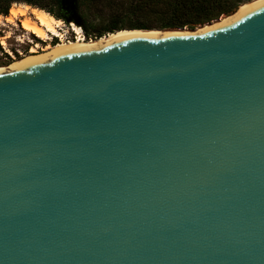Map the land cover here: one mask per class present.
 I'll return each instance as SVG.
<instances>
[{"label": "water", "instance_id": "water-1", "mask_svg": "<svg viewBox=\"0 0 264 264\" xmlns=\"http://www.w3.org/2000/svg\"><path fill=\"white\" fill-rule=\"evenodd\" d=\"M196 27L0 66V264H264V0Z\"/></svg>", "mask_w": 264, "mask_h": 264}, {"label": "trees", "instance_id": "trees-1", "mask_svg": "<svg viewBox=\"0 0 264 264\" xmlns=\"http://www.w3.org/2000/svg\"><path fill=\"white\" fill-rule=\"evenodd\" d=\"M111 1V0H103ZM119 5L125 12L133 16L128 29H164L188 27L195 28L198 25L218 18L222 14H228L234 11L237 6L247 0H118ZM12 4H27L31 8L43 10V7L34 0H0V15H7ZM26 5V6H27ZM19 6V5H17ZM25 6V5H21ZM54 8H47L46 13L56 19L69 16L72 21L79 24L85 35L84 22H82L79 11V0H55ZM44 11V10H43ZM64 15V16H63ZM70 21V20H69ZM123 29L122 26L112 23L107 26L103 32L96 34L97 38L104 33H111ZM56 39L52 44L56 43Z\"/></svg>", "mask_w": 264, "mask_h": 264}, {"label": "rangeland", "instance_id": "rangeland-1", "mask_svg": "<svg viewBox=\"0 0 264 264\" xmlns=\"http://www.w3.org/2000/svg\"><path fill=\"white\" fill-rule=\"evenodd\" d=\"M34 2L41 5L45 11L47 8H54L53 5L55 0H34ZM13 5L27 4H12L11 6ZM27 6L29 9L31 8V6ZM79 11L80 16H82L80 18L82 22H84L89 36L85 35V30H83L79 24L69 19L70 17L66 15H63L66 19H58L61 21V24L56 26L53 32L47 31L44 38H39L21 27V18H32L29 10H27L24 15L14 18L11 22L12 24L5 20V17L9 14V10L7 15H0V66H7L15 60L30 55L31 53L29 50L31 47H34L36 50L33 54L45 52L42 50L45 45H54L52 42L49 43L50 36H57L61 38V41H66L65 36H74V31L76 28L79 29L78 27H80L82 34L85 36V39H83L84 41L97 40L99 38H97L96 34H98V32H103V30L113 22L123 27V29L120 30H126L128 29L127 26L130 24L129 20L135 18L125 12V9L119 5L118 0H79ZM108 34L109 33H104L101 37L107 36ZM60 40L58 42H60ZM1 41H3L4 44H2Z\"/></svg>", "mask_w": 264, "mask_h": 264}, {"label": "bare ground", "instance_id": "bare-ground-1", "mask_svg": "<svg viewBox=\"0 0 264 264\" xmlns=\"http://www.w3.org/2000/svg\"><path fill=\"white\" fill-rule=\"evenodd\" d=\"M27 10H29V13L32 15V18L31 17H24V18L20 17L21 18L20 19L21 27L23 29L27 30V32H30L31 34H34L35 36H37L39 38H44L46 36L47 31L53 32L55 30V27L61 24L60 20L56 19L55 17L51 16L50 14L46 13L45 11H43L41 9H37V8H30L29 9L28 6H26V5L25 6H21V5L11 6L9 8V14L5 17V20L10 22V24H12L11 22L13 21L14 18H17L18 16L24 15L27 12ZM126 30H128V29H126ZM118 31H122V30H118ZM118 31H115V32H118ZM152 31H154V30H152ZM74 32L79 34L80 30L76 28V30ZM115 32H111L108 35L113 34ZM104 37H106V36H104ZM104 37H101V38L99 37V39H102ZM99 39H97V40H99ZM92 41H96V40L84 41L81 38V34H79V36L74 41H61L60 40V42L55 43L53 46H50V44L45 45V47H43L42 50L48 51V50H51V49H53L59 45H63V44L87 43V42H92ZM1 43L4 44L3 41H1ZM29 51L31 53L30 55H33V53L36 50L34 47H31Z\"/></svg>", "mask_w": 264, "mask_h": 264}, {"label": "built area", "instance_id": "built-area-1", "mask_svg": "<svg viewBox=\"0 0 264 264\" xmlns=\"http://www.w3.org/2000/svg\"><path fill=\"white\" fill-rule=\"evenodd\" d=\"M79 30H80V33H79V34H81L82 39H85V36H84V34H82V32H81V28H80V27H79ZM79 34L75 33V35L72 36V37H70V36H65V40H66V41H70V40H73V41H74V40H76V38L79 36ZM63 36H64V35H63ZM54 39H56V40H57L56 42H58L61 38H59V37H57V36H50L49 43L53 42Z\"/></svg>", "mask_w": 264, "mask_h": 264}]
</instances>
